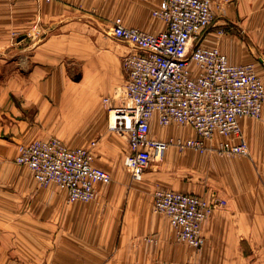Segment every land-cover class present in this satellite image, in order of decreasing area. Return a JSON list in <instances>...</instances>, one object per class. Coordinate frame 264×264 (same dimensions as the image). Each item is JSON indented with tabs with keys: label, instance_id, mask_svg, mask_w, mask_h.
Segmentation results:
<instances>
[{
	"label": "crops",
	"instance_id": "1",
	"mask_svg": "<svg viewBox=\"0 0 264 264\" xmlns=\"http://www.w3.org/2000/svg\"><path fill=\"white\" fill-rule=\"evenodd\" d=\"M159 1L0 0V163L32 139L57 137L69 147L94 141L93 165L115 177L128 141L107 123L122 102L129 46L112 35V23L120 17L157 33L165 26L152 15ZM211 8L201 44L217 46L232 63L250 62L235 51L241 37H264V0H214ZM239 124L250 157L169 146L162 177L147 170L130 188H99L88 202H68L57 188L27 189L14 174L17 188L0 187V264H264V121L243 117ZM149 133L195 136L189 127L160 126L155 116ZM158 183L225 201L203 223L195 252H180L167 237L140 250L139 228L168 223L152 211Z\"/></svg>",
	"mask_w": 264,
	"mask_h": 264
},
{
	"label": "built area",
	"instance_id": "2",
	"mask_svg": "<svg viewBox=\"0 0 264 264\" xmlns=\"http://www.w3.org/2000/svg\"><path fill=\"white\" fill-rule=\"evenodd\" d=\"M213 2L160 0L152 15L165 26L157 33L113 19L112 35L129 49L123 57L122 102L110 108L107 124L109 130L126 133L131 180H140L152 158L171 145L250 157L239 120H264V83L252 62L232 63L217 46L201 44L214 17ZM153 116L160 126L189 127L195 136L153 138ZM216 134L222 138L215 140ZM94 144L69 147L57 137L34 139L17 144L14 160L30 170L38 185H55L68 202H88L96 199L97 183L111 180L109 172L93 165ZM224 204L161 186L152 192V209L166 218L175 241L196 249L204 243L203 223Z\"/></svg>",
	"mask_w": 264,
	"mask_h": 264
},
{
	"label": "rangeland",
	"instance_id": "3",
	"mask_svg": "<svg viewBox=\"0 0 264 264\" xmlns=\"http://www.w3.org/2000/svg\"><path fill=\"white\" fill-rule=\"evenodd\" d=\"M235 54H237V55L248 54L249 56H251V58L249 60H250V62H252L254 64L257 74L259 75V77L263 81V78H262L261 74L259 73V69L260 70L264 69V37L260 38L259 36L255 35L253 37L248 36V37L239 38ZM10 55L11 56H17L18 53H11ZM260 121H264V120H260ZM116 132H121V131H116ZM215 136L218 139L222 138V136H220L218 134H216ZM32 140H34V139H32ZM91 142H89V143H91ZM171 146H173V145H171ZM174 147L176 149L180 150L178 147H176V146H174ZM162 156L153 157L151 162H150V165L148 166L146 171L153 169L156 171V173L159 177H162L163 176V170L161 168ZM236 156H239V155H236ZM114 168L116 170L115 171V177H114L115 179L111 177V180L109 182L97 183L96 184L97 190L99 188H106V189H109V188L113 189V188H120V187L130 188L132 186L133 182H140L143 178L142 177L140 180H131L129 173H128V170L125 166V157L123 159V164L115 165ZM14 174L21 175L23 178L26 179V188L27 189L56 188V186L53 184L48 185V186L38 185L32 179V175L30 173V170L24 165L17 164L15 162V160H13L10 163H3V164L0 163V187H2L4 185V187L17 188L19 183H18V180H14V177H13ZM124 174H125V176H124ZM8 175H10V179L7 181L6 176H8ZM1 176H5L4 177L5 180H3ZM124 177L125 178L129 177L128 178L129 180H127L125 182L123 179ZM156 186L165 187L161 183L156 184L154 187H156ZM21 187H22V182H21ZM165 188H168V187H165ZM152 211H153V209H152ZM153 213L156 214L157 216H159V215L163 216V215L156 213L154 211H153ZM135 237H137V236H135ZM160 237H167V238L172 239L171 243L181 246L180 252L191 253V252H195L197 250L196 248H194V247H192L186 243L176 242L174 239V232H173L171 226L168 225V223L165 226H162L161 223H159V221L157 222L156 229L154 231H150V230L148 231L147 227L139 228L138 238H139L140 250L145 249V246L142 243H151V244L156 243L155 247H158L157 238H160ZM143 252H145V251H143ZM176 252H179V251L177 250Z\"/></svg>",
	"mask_w": 264,
	"mask_h": 264
}]
</instances>
